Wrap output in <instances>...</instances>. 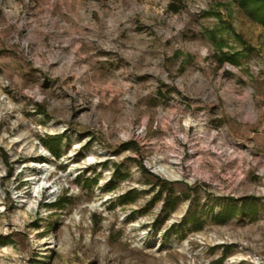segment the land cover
<instances>
[{
	"label": "rangeland",
	"instance_id": "374dc122",
	"mask_svg": "<svg viewBox=\"0 0 264 264\" xmlns=\"http://www.w3.org/2000/svg\"><path fill=\"white\" fill-rule=\"evenodd\" d=\"M249 7L0 0V264H264Z\"/></svg>",
	"mask_w": 264,
	"mask_h": 264
},
{
	"label": "trees",
	"instance_id": "16d2710c",
	"mask_svg": "<svg viewBox=\"0 0 264 264\" xmlns=\"http://www.w3.org/2000/svg\"><path fill=\"white\" fill-rule=\"evenodd\" d=\"M238 1L244 6H250L249 7V12H250L249 14L252 17H254L257 21L261 22L264 25V1H262L261 3H259L257 0H238ZM170 8H172V5H170ZM221 50H222V48H221ZM236 54L237 53L230 55V54H226V53L221 52V55H222L224 60H227L228 62H231L234 64L237 63ZM0 72H1V69H0ZM62 139H63L62 135H54V136L48 137L47 141L45 142L46 148L55 158L60 157ZM93 182H95V181H93ZM163 182L165 184H171L169 181H163ZM162 193H163V190H160L159 195H162ZM57 206H60L59 202H58ZM175 207H176V201H174L170 205V210H174ZM230 214L231 213L229 210H224L220 214V217L223 218V220H225L226 218L230 217L229 216Z\"/></svg>",
	"mask_w": 264,
	"mask_h": 264
},
{
	"label": "bare ground",
	"instance_id": "6f19581e",
	"mask_svg": "<svg viewBox=\"0 0 264 264\" xmlns=\"http://www.w3.org/2000/svg\"><path fill=\"white\" fill-rule=\"evenodd\" d=\"M161 173L163 174V176H165L167 178H174V176L170 172H166V171L162 170ZM32 183H33V191H34V193L36 195H39L41 190L43 189V186L38 184L37 181H35V180Z\"/></svg>",
	"mask_w": 264,
	"mask_h": 264
}]
</instances>
